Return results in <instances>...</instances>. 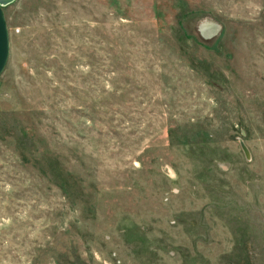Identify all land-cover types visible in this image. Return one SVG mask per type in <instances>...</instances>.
<instances>
[{
  "label": "rangeland",
  "instance_id": "obj_1",
  "mask_svg": "<svg viewBox=\"0 0 264 264\" xmlns=\"http://www.w3.org/2000/svg\"><path fill=\"white\" fill-rule=\"evenodd\" d=\"M1 7L0 264H264V0Z\"/></svg>",
  "mask_w": 264,
  "mask_h": 264
},
{
  "label": "water",
  "instance_id": "obj_2",
  "mask_svg": "<svg viewBox=\"0 0 264 264\" xmlns=\"http://www.w3.org/2000/svg\"><path fill=\"white\" fill-rule=\"evenodd\" d=\"M12 0H0V74L3 71L9 54V40L5 17L2 10V5H5ZM245 149V147H243Z\"/></svg>",
  "mask_w": 264,
  "mask_h": 264
}]
</instances>
